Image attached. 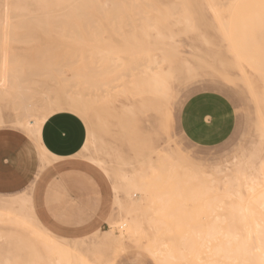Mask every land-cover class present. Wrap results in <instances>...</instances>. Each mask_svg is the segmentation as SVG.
Segmentation results:
<instances>
[{"label": "rangeland", "instance_id": "1", "mask_svg": "<svg viewBox=\"0 0 264 264\" xmlns=\"http://www.w3.org/2000/svg\"><path fill=\"white\" fill-rule=\"evenodd\" d=\"M92 1L76 0L61 17L57 5L50 4L49 15L42 11L37 12L41 19H14L10 28L0 20V63L4 55L13 61L9 67H21L16 71L21 87L12 88V97L0 99V109L20 128L17 119L26 101L44 119L63 110L78 114L88 127L80 157L95 167L98 180L105 177L110 185L112 213L105 225L84 234H52L82 239L79 251L75 242H51L34 224L29 204L33 220L17 205V210L0 211V264H116L131 251L151 264H225V253L215 250L227 247L224 232L231 223L236 225L231 230L250 238L245 246L251 257L257 256L264 246L258 248L257 243L262 233L251 237L250 232L264 226L259 202L264 198V165L259 173L247 166L264 162V0H96L102 11ZM6 6L0 3V11ZM91 7L97 8L88 12ZM153 76L165 79L161 93L152 89ZM202 91L222 93L235 113L232 134L210 147L190 142L179 124L185 101ZM93 142L102 150L95 153ZM93 155L109 175L89 159ZM12 198L0 195V204ZM209 225L223 233H214L208 242ZM172 245L183 254L162 263ZM46 247L55 249L47 253Z\"/></svg>", "mask_w": 264, "mask_h": 264}, {"label": "crops", "instance_id": "2", "mask_svg": "<svg viewBox=\"0 0 264 264\" xmlns=\"http://www.w3.org/2000/svg\"><path fill=\"white\" fill-rule=\"evenodd\" d=\"M13 122L3 116L0 125V195L31 191L28 204L37 221L55 235L71 237L105 225L113 193L105 177L98 180L95 167L80 157L88 137L86 122L72 111L54 112L41 125L38 143ZM179 124L193 144L215 146L232 134L234 108L222 93L198 92L183 104ZM116 264L151 263L131 251Z\"/></svg>", "mask_w": 264, "mask_h": 264}, {"label": "bare ground", "instance_id": "3", "mask_svg": "<svg viewBox=\"0 0 264 264\" xmlns=\"http://www.w3.org/2000/svg\"><path fill=\"white\" fill-rule=\"evenodd\" d=\"M75 1L76 0H0V3H4V4H6L7 6L2 10L3 11V13H2V16H1V18H0V20L2 21V23H3V25H4V27L5 26H8L9 25V28H10V25H12V24H10V21L12 22V20H14V19H18V20H20V19H25V18H29V19H37V18H40L39 16L41 15L40 13H37V12H42V11H46L47 12V8H48V11H49V9L50 10H52V8H50L49 7V5L50 4H56L57 5V8H56V11L58 12L57 13V17L58 16H60L61 17V14H63L62 13V11L63 12H65L66 11V8H68L69 6H71V4L74 2L75 3ZM90 1V0H89ZM95 1V3H96V0H93L92 2H94ZM98 1V0H97ZM141 1V0H140ZM196 1V0H195ZM88 2V1H87ZM110 2V1H109ZM113 2V1H112ZM119 2V1H118ZM117 2V3H118ZM84 3V2H83ZM83 3H82V5H83ZM89 3V2H88ZM105 3V2H104ZM10 4H13V6H9ZM90 4H91V2H90ZM98 3H96L95 5H97ZM113 4H114V2H113ZM127 4V3H126ZM130 4V3H129ZM132 4H133V2H132ZM72 5H74V4H72ZM116 5H118V4H115V6ZM135 5V4H134ZM84 6H86V5H84ZM83 6V7H84ZM93 6V5H92ZM114 6V7H115ZM82 7V8H83ZM87 7V6H86ZM101 7V8H100ZM118 7V6H117ZM117 7H115V9H117ZM130 7H132V6H130ZM143 7V6H142ZM153 7V6H152ZM197 7V6H196ZM88 8V7H87ZM94 9L95 7H91L90 8V11H88V12H91L92 10L91 9ZM97 8V7H96ZM95 8V9H96ZM102 8H103V6H100L99 4H98V9H100V11H102ZM121 8V7H120ZM137 8V7H136ZM94 9V10H95ZM108 9V8H107ZM114 9V10H115ZM176 9V8H175ZM1 10V9H0ZM123 10V9H122ZM131 10H132V8H131ZM131 10H129V11H131ZM136 10V9H135ZM139 10V9H138ZM137 10V11H138ZM147 10V9H146ZM148 10H150V9H148ZM174 10V9H173ZM172 10V11H173ZM2 11H0V12H2ZM53 11V10H52ZM80 11V10H79ZM107 11V10H106ZM113 11V10H112ZM176 11V10H175ZM174 11V12H175ZM12 12H16V14L14 13H12ZM18 12V13H17ZM51 12V11H50ZM68 12V11H67ZM87 12V11H86ZM97 12V11H96ZM104 12V11H103ZM116 12V11H115ZM133 12V11H132ZM143 12V11H142ZM188 12H189V10H188ZM55 13V12H54ZM93 13V12H92ZM91 13V14H92ZM136 13V12H135ZM139 14H140V12H138ZM137 13V14H138ZM47 14L49 15V12H47ZM103 14V13H102ZM115 14V13H114ZM45 15V16H44ZM44 17H46L47 15L44 13ZM86 15V14H85ZM93 15V14H92ZM95 15V14H94ZM105 16H106V14H104ZM104 15H102V16H104ZM116 15V14H115ZM104 16V17H105ZM114 16V15H113ZM112 16V17H113ZM156 16V15H155ZM42 17V16H41ZM49 17V16H48ZM117 17H118V15H117ZM55 18V17H54ZM143 18V17H142ZM41 19V18H40ZM56 19H59V18H56ZM55 19V20H56ZM92 19V18H91ZM106 19V18H105ZM112 19H114V17L112 18ZM187 19V21H189V18H186ZM31 20V21H32ZM45 20V19H44ZM104 20V19H103ZM139 20V19H138ZM88 21V20H87ZM96 22V21H95ZM13 23V22H12ZM99 24V23H98ZM152 24V23H151ZM21 25V24H20ZM51 25V24H50ZM93 25V24H92ZM108 25H109V23H108ZM147 25H148V23H147ZM88 26V25H87ZM97 26V25H96ZM125 26V25H124ZM3 27V28H4ZM120 27V26H119ZM146 27V26H145ZM150 27V26H149ZM186 27V26H185ZM13 28V27H12ZM121 28V27H120ZM142 28H144V27H142ZM123 29V28H122ZM133 29V28H132ZM89 30H91V29H89ZM97 30V29H96ZM95 30V31H96ZM145 30V29H144ZM11 30H9V32H10ZM135 31H137L136 29H135ZM4 32V31H3ZM3 32H1V33H3ZM6 32V31H5ZM97 32H98V30H97ZM96 32V33H97ZM138 32V31H137ZM145 32V31H144ZM7 33V32H6ZM14 33V32H13ZM51 33V32H50ZM89 33V32H88ZM98 33H100V32H98ZM97 33V34H98ZM122 33V32H121ZM139 33V32H138ZM92 34H94V32L92 33ZM120 34V33H119ZM132 34V33H131ZM134 34H135V32H134ZM140 34V33H139ZM157 34L158 35H161L162 33L161 32H157ZM7 35V34H6ZM6 35L4 36V37H6ZM96 35V34H95ZM10 36H12V35H10ZM89 36H92V35H89ZM135 36V35H134ZM143 36H144V33H143ZM1 37V36H0ZM8 37H9V35H8ZM3 38V37H2ZM141 38V37H140ZM96 39H97V37H96ZM169 39V38H168ZM17 40V39H16ZM139 40V39H138ZM95 41V40H94ZM97 41V40H96ZM121 41V40H120ZM130 41H131V39H130ZM132 42H133V40H132ZM3 43V42H2ZM139 43V42H138ZM132 44V43H131ZM100 45V44H99ZM130 45V44H129ZM133 45V44H132ZM131 45V46H132ZM136 45V44H135ZM134 45V46H135ZM57 46V45H56ZM92 46V45H91ZM123 46V45H122ZM140 46V45H139ZM94 47V46H93ZM97 47H98V44H97ZM101 47V46H100ZM110 47V46H109ZM126 47H128V45L126 46ZM133 47V46H132ZM138 47V46H137ZM146 47H152V45L150 46V45H147ZM9 48V47H8ZM56 48V47H55ZM55 48H53L54 50H55ZM95 48V47H94ZM130 48V47H129ZM152 48H154V47H152ZM157 48V47H156ZM96 49V48H95ZM94 49V50H95ZM105 49H107V48H105ZM108 49H110V48H108ZM112 49H113V47H112ZM131 49V48H130ZM233 49V48H232ZM93 50V51H94ZM97 50H99V49H97ZM96 50V51H97ZM104 50V49H103ZM115 50H117V49H115ZM134 50H135V48H134ZM140 50V49H139ZM141 50H142V48H141ZM146 50V49H145ZM108 51V50H107ZM120 51V50H119ZM127 51V50H126ZM154 51V50H153ZM232 51V50H231ZM7 52V51H6ZM95 52V51H94ZM112 52H113V50H112ZM122 52V51H121ZM131 52V51H130ZM8 53V52H7ZM105 53V52H104ZM103 53V54H104ZM114 53V52H113ZM132 53H133V51H132ZM176 54L178 53V52H175ZM5 54V53H4ZM94 54V53H93ZM96 54V53H95ZM94 54V55H95ZM127 54H129V53H127ZM10 55V54H9ZM208 55V54H207ZM111 56V55H110ZM238 56V55H237ZM102 57V56H101ZM104 57H107V55L105 54V56ZM124 57H128V56H125V54H124ZM10 58V57H9ZM7 56H4L3 55V57H2V59H1V63H0V65H1V72H0V99H8V98H10V97H12V88H14V87H21L20 86V83L18 82V72L16 73V71H18V69L20 68V70H21V67H19V66H17V67H15V68H12V67H9L8 65H9V62L11 61L12 62V65H13V67H14V64H13V61H12V59H9ZM100 58V57H99ZM103 58V57H102ZM109 58V57H108ZM111 58V57H110ZM116 58H118V57H116ZM116 58H114L115 59V61H116ZM130 58V57H129ZM239 58V57H238ZM104 59H106L107 60V58H104ZM133 59V58H132ZM10 60V61H9ZM93 60H94V58H93ZM106 60H105V62H106ZM119 60V59H118ZM117 60V61H118ZM195 60V59H194ZM199 60V59H198ZM89 61H90V58H89ZM132 61V60H131ZM134 61V60H133ZM62 62V61H61ZM64 62H65V60H64ZM63 62V63H64ZM109 62H111V61H109ZM154 62H156V61H154ZM199 62V61H198ZM91 63V62H90ZM89 63V64H90ZM107 63H108V61H107ZM120 63H121V61H120ZM134 63V62H133ZM207 63V62H206ZM61 64V63H60ZM113 64V63H112ZM118 64H119V62H118ZM117 64V65H118ZM123 64V63H122ZM140 64V63H139ZM144 64V63H143ZM16 65V64H15ZM94 65V63L92 64V66ZM109 64H107V66H108ZM113 65H115V63L113 64ZM112 65V66H113ZM116 65V66H117ZM124 65L125 64H123V66L122 65H120V66H122V67H124ZM58 66V65H57ZM56 66V67H57ZM91 66V67H92ZM119 66V65H118ZM136 67H137V65H135ZM139 66H141V65H139ZM59 67V66H58ZM62 67V66H61ZM93 67H95V66H93ZM132 67V66H131ZM17 68V69H16ZM89 68H90V66H89ZM105 68H106V66H105ZM104 68V69H105ZM109 68V67H108ZM108 68H106V69H108ZM117 68V67H116ZM125 68V67H124ZM245 68H249V70H251V73H252V67H250L249 65L248 66H246ZM59 69H62V68H59ZM105 69V70H106ZM115 69V68H114ZM114 69H112L113 71H114ZM135 69V68H134ZM19 70V71H20ZM104 70V71H105ZM120 71H121V69H119ZM127 70V69H126ZM247 70V69H246ZM91 71V70H90ZM108 71H110V70H108ZM115 71H117V73H118V69H115ZM114 71V72H115ZM139 71V70H138ZM59 72V71H58ZM89 72V71H88ZM92 72V71H91ZM122 72V71H121ZM154 72V71H153ZM110 73V72H109ZM126 74L128 73V71L127 72H125ZM125 73H121V75H124ZM254 73V72H253ZM89 74V73H88ZM91 74H93V73H91ZM96 74V73H95ZM114 74V73H113ZM112 74V75H113ZM97 75V74H96ZM96 75L94 76V77H96ZM112 75H109V78H111L112 77ZM116 75V73L113 75V76H115ZM136 75V74H135ZM161 75H162V73H161ZM116 76H119V75H116ZM105 77H106V75H105ZM120 77H122V76H120ZM108 78V79H109ZM117 78V77H116ZM135 78V77H134ZM65 79V78H64ZM114 79V78H113ZM152 81H153V84L156 86V87H152V89H153V91H156V92H159V93H161V90H162V87L165 85V79H160L158 76L156 77V76H153L152 78ZM88 80H90L91 81V79H89L88 78ZM94 81H95V79H94ZM97 81V80H96ZM104 81H105V79H104ZM109 81V80H108ZM107 81V82H108ZM110 82H112V81H110ZM150 82V81H149ZM109 83V82H108ZM136 83V82H135ZM90 84H92L91 82H90ZM105 84V83H104ZM138 85H139V83H138ZM166 89H167V87H166ZM14 95V94H13ZM162 95V94H161ZM17 96V95H16ZM170 98V97H169ZM25 100H27V99H25ZM22 111L19 113V118L17 119V124L18 125H20L22 128H24L27 132H29L32 136H34V137H36V138H39L38 137V135H39V131H40V128H41V125L43 124V122L45 121V119H44V116L42 115V114H39V113H37L33 108H32V103H30V101H26V102H24L23 104H22ZM2 118H3V116H2V110L0 109V121L2 120ZM92 147H93V151L96 153V151H101L102 149L100 148V146L98 147V145L96 144V142H93V144H92ZM94 164H96V165H98L99 167H101L103 170H105V172H106V175H109V173L107 172V169H106V167H105V165L101 162V160H100V158H98V157H96L95 155H93V156H90V158H89ZM241 163V162H240ZM251 164L249 165V166H247V168L249 169L250 168V170H254V172L255 173H259V172H261V170H262V164L264 165V162L263 161H261L260 163H254L253 161H251L250 162ZM124 178H129L128 177V175H124ZM27 194H29V193H26L25 191L24 192H22L21 194H16V195H13V198L12 199H10V200H8V201H6L5 203H2V204H0V211H5V210H10V209H13V208H15L16 210H17V207H16V205L17 206H19L18 207V210L22 213H24V212H26L27 213V215H29V217L31 218V216H30V209H29V206H28V203L31 201V199H29V198H31V196L29 197V196H27ZM28 197V198H27ZM259 202L263 205V207H264V198L260 201L259 200ZM7 214V213H6ZM10 216V215H9ZM12 217H14L13 215H12ZM233 218V217H232ZM32 219V218H31ZM234 219V218H233ZM238 219V218H237ZM12 220V219H11ZM15 220H17L16 218H15ZM33 220V219H32ZM34 221V224L42 231V232H44V233H46V234H48V236H49V240L51 241V242H53L54 240L56 241V240H58L57 241V243L59 244L60 242H62V241H65V242H75V248L77 249V250H79V251H81V247H80V244H77L79 241L81 242V240L82 239H69V238H61V237H55L54 235H52L53 233H51L48 229H46L45 227H43L38 221H35V220H33ZM24 223H26V222H24ZM17 224H18V222H17ZM256 224V226H259L260 224L259 223H255ZM254 224V225H255ZM124 225H127V221L126 222H123L122 223V221H121V226H124ZM217 225V224H216ZM246 225V224H245ZM241 226V225H240ZM255 226V227H256ZM212 227V226H211ZM211 227H210V225H209V228L211 229ZM215 227L216 226H214V229H215ZM232 227H236V225H233V223H231V224H228L227 225V228H228V230H226V233L224 232V234H226V236H228L227 237V239L225 240V243H227L226 245H227V247H216V250L215 251H217V252H221V251H223L224 253H225V264H251L254 260H255V263L254 264H264V246H261L262 248H261V250H259L260 251V253H258L257 254V256H253L252 255V257H251V253H250V249L248 248V247H246L245 246V244H247L248 243V239H250V238H248V237H246V238H244L243 236H247L246 234H242V232H237V231H234V230H231V228ZM264 226H262V228H263ZM207 228H208V226H207ZM206 228V231L207 230H210V229H207ZM220 229H221V226L219 227ZM250 228V227H249ZM262 228H258V230H256L257 228H255V230H256V232H254V234H253V232H252V234H251V232L250 231H252V230H248L249 232H250V236L252 237V235H255L256 236V233L258 234V236L261 234V236L260 237H258V242H257V240L254 238V240H256V242L257 243H259V246H258V248L260 247V245L262 244V245H264V228L262 229ZM223 229V228H222ZM219 230V229H218ZM217 229H215V230H213V228L210 230V231H207V235H205V236H207L208 238L209 237H211V236H213L214 235V233L215 234H217V236H219V234H218V231ZM246 230V229H245ZM202 231V230H201ZM224 231V230H223ZM247 231V230H246ZM200 232V231H199ZM220 232H222V231H220ZM219 232V233H220ZM40 233V232H39ZM202 233H204V231L202 232ZM201 233V234H202ZM223 233V232H222ZM260 233V234H259ZM42 234V233H41ZM163 234V233H162ZM191 234H194V233H192L191 232ZM205 234V233H204ZM221 235H223V234H221ZM221 235H220V237H221ZM197 236H198V234H197ZM202 237H203V235H201ZM216 236V235H215ZM214 236V237H215ZM229 236L231 237V238H229ZM126 237V235L123 233L122 234V238H125ZM214 237L212 238V239H214ZM225 237V236H224ZM155 238V237H154ZM205 238V237H204ZM207 239V238H206ZM222 239V238H221ZM161 240H162V237H161ZM208 240V242H209V240H211L210 238L209 239H207ZM40 241V240H39ZM198 241V240H197ZM204 241H205V239H204ZM253 241V240H252ZM161 242H163V241H161ZM207 242V245L208 246H210L209 245V243ZM221 242H222V240H221ZM221 242H219L218 241V243H220L221 244ZM232 242H235L236 244H237V246L236 247H229V245L231 244L232 245ZM126 243V242H125ZM201 243H202V241H201ZM201 243H200V245H201ZM250 243V242H249ZM252 243H254V242H252ZM43 243H41V245H42ZM95 244V243H94ZM163 244V243H162ZM170 244V243H169ZM168 244V245H169ZM229 244V245H228ZM255 244V243H254ZM49 245V244H48ZM51 245V244H50ZM199 245V246H200ZM206 245V246H207ZM251 245V244H250ZM250 245H248V246H250ZM162 246V245H161ZM163 246H165V244L163 245ZM198 246V248H200ZM202 246V245H201ZM205 246V245H204ZM205 246V248L206 249H208V247H206ZM255 246V245H254ZM54 247V246H53ZM55 247H57L58 248V246L57 245H55ZM43 248H45V246H44V244H43ZM47 249H48V247H46ZM56 248V249H57ZM255 248V247H254ZM47 249L45 250V249H43V250H45L47 253H49L51 250H53V249H55V248H53V249H51V250H49L48 249V251H47ZM213 249V248H212ZM255 249H257V248H255ZM184 250V249H183ZM209 250V249H208ZM208 250H206V251H208ZM92 251H93V247H92ZM200 251V250H199ZM54 252V251H53ZM57 252V251H56ZM58 252H60L59 251V248H58ZM219 252V253H220ZM60 253H62V252H60ZM196 253L198 254V251L196 250ZM195 253V254H196ZM222 253V252H221ZM224 253H223V255H224ZM183 254V251H182V253H180V250H179V248H177L175 245H172L169 249H168V251H167V253L164 255V256H162L160 259H161V262L162 263H169V262H171V261H173V260H176V259H178L181 255ZM208 254H209V251H208ZM214 254H217L216 256H218V253H215L214 252ZM254 254V253H253ZM59 255H61V254H59ZM66 255V254H65ZM68 255V254H67ZM77 255V254H76ZM212 255H213V253H212ZM63 256V255H62ZM69 256V255H68ZM195 256V255H194ZM198 256H199V254H198ZM197 256V257H198ZM213 256H215V255H213ZM58 257V256H57ZM86 257V256H85ZM193 257V256H192ZM197 257H196V260H198L197 259ZM209 257V256H208ZM87 258V257H86ZM211 258V257H210ZM223 258V257H222ZM53 259V258H52ZM85 259V258H84ZM83 258H82V260L84 261V262H86L85 260H84ZM60 260H62V259H60ZM87 260V259H86ZM49 261V260H48ZM64 261V260H63ZM69 261H71V260H69ZM50 262H51V259H50ZM198 262H200V261H198ZM246 262V263H245ZM249 262V263H248ZM80 263H81V261H80ZM51 264V263H50ZM90 264H93V263H90ZM218 264V263H217Z\"/></svg>", "mask_w": 264, "mask_h": 264}]
</instances>
